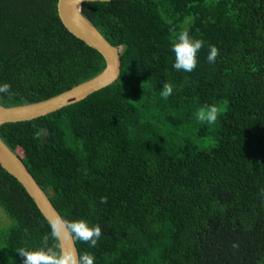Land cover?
Segmentation results:
<instances>
[{"label":"trees","instance_id":"1","mask_svg":"<svg viewBox=\"0 0 264 264\" xmlns=\"http://www.w3.org/2000/svg\"><path fill=\"white\" fill-rule=\"evenodd\" d=\"M81 10L121 46L118 76L0 124L62 217L100 225L95 247L75 240L79 254L95 264H264V0H87ZM180 31L204 42L192 72L173 67ZM104 64L63 24L57 0H0V85H10L0 103L46 98ZM212 104L216 123L199 122ZM0 207V264H23L16 250L43 247L50 227L1 164Z\"/></svg>","mask_w":264,"mask_h":264},{"label":"water","instance_id":"2","mask_svg":"<svg viewBox=\"0 0 264 264\" xmlns=\"http://www.w3.org/2000/svg\"><path fill=\"white\" fill-rule=\"evenodd\" d=\"M83 1L87 0H80V2L78 0H57L58 15L70 32L101 52L105 60L104 67L95 75L46 98L11 105L0 103V124L29 119L56 110L63 105L82 99L92 91L112 82L118 76L121 66L119 47L111 43L82 12ZM0 164L24 186L47 220L56 215L62 217L22 158L5 143L1 135ZM71 247L78 252L75 241L71 242Z\"/></svg>","mask_w":264,"mask_h":264},{"label":"clouds","instance_id":"3","mask_svg":"<svg viewBox=\"0 0 264 264\" xmlns=\"http://www.w3.org/2000/svg\"><path fill=\"white\" fill-rule=\"evenodd\" d=\"M203 44L202 40L192 38L187 31H180L172 43V51L175 54L173 67L178 71L192 72L197 66V53ZM218 54V48L210 46L208 62L215 63ZM9 90V84L0 85V93H8ZM173 90L172 84L164 83L160 95L167 100L173 94ZM221 114V109L217 105H205L197 110L196 118L201 123L214 125ZM35 136L38 137L39 132ZM100 202L106 203L107 197H101ZM48 224L50 232L42 238L43 247L34 250L22 247L16 250L23 258V264H95V257L91 253L78 254L77 250L71 247V242L79 240L88 243L90 247H95L102 236L100 225H90L84 219L69 221L59 215L49 218ZM50 239L53 241L51 245ZM232 246L235 248L238 245L234 243Z\"/></svg>","mask_w":264,"mask_h":264},{"label":"rangeland","instance_id":"4","mask_svg":"<svg viewBox=\"0 0 264 264\" xmlns=\"http://www.w3.org/2000/svg\"><path fill=\"white\" fill-rule=\"evenodd\" d=\"M118 47H119V49H120V47H121V46L119 45ZM0 209L2 210V208H1V207H0ZM2 211H3V210H2Z\"/></svg>","mask_w":264,"mask_h":264}]
</instances>
